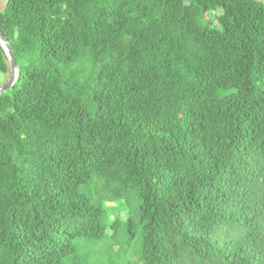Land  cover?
Masks as SVG:
<instances>
[{"label": "trees", "instance_id": "obj_1", "mask_svg": "<svg viewBox=\"0 0 264 264\" xmlns=\"http://www.w3.org/2000/svg\"><path fill=\"white\" fill-rule=\"evenodd\" d=\"M4 1L0 264H264V2Z\"/></svg>", "mask_w": 264, "mask_h": 264}, {"label": "rangeland", "instance_id": "obj_2", "mask_svg": "<svg viewBox=\"0 0 264 264\" xmlns=\"http://www.w3.org/2000/svg\"><path fill=\"white\" fill-rule=\"evenodd\" d=\"M259 1L264 2V0H259ZM4 5H5V1L0 0V10L4 8ZM206 69L207 67L205 64L199 65L198 67L199 74L204 75ZM9 77H10V70L6 75H0V88L6 84V82L9 80ZM119 179H121L119 175H111L109 177V181L103 182L104 188L119 187L121 185ZM87 193L91 196L93 202L98 201L99 198L94 194H92V192H87ZM123 202L124 204L121 203L113 204L114 207L115 205H121L123 207L120 209L121 213L115 209V211L117 212L114 214V217L112 218L114 220V218L119 217V219H116L111 223L107 222L108 224L107 235L109 236L111 234L116 235L115 242H113L117 246V248H115V251L116 252L118 250L121 251L120 255L111 254V256H112V260H115L116 264H137L141 252L142 235L139 228L137 227L138 224L135 220L132 219L131 223H128L127 220L125 219V215L128 218L129 217L132 218L137 203L133 197L129 198L128 201L123 200ZM113 223L117 224L118 226L114 224L112 227ZM131 224L133 225L132 228L136 229V231L134 230L135 232L134 234H131L130 231ZM105 247L106 246L104 244L102 247V255L107 261L110 259V256L106 254ZM86 252L87 251L85 249L80 250V254L85 255Z\"/></svg>", "mask_w": 264, "mask_h": 264}, {"label": "water", "instance_id": "obj_3", "mask_svg": "<svg viewBox=\"0 0 264 264\" xmlns=\"http://www.w3.org/2000/svg\"><path fill=\"white\" fill-rule=\"evenodd\" d=\"M0 47L3 50L5 57L7 58L10 69L9 80L6 82V84L3 87L0 88V95H1L2 93L10 90L16 83V80L18 78V67L12 48L10 44L6 41L1 30H0Z\"/></svg>", "mask_w": 264, "mask_h": 264}]
</instances>
